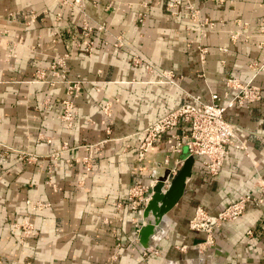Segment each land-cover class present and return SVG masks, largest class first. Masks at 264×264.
<instances>
[{"label":"crops","instance_id":"0c3cea01","mask_svg":"<svg viewBox=\"0 0 264 264\" xmlns=\"http://www.w3.org/2000/svg\"><path fill=\"white\" fill-rule=\"evenodd\" d=\"M167 1L81 0L79 10L61 0H0V264H264V202L246 203L238 217L208 232L188 226L195 205L215 212L256 194L264 180V71L252 75L247 65L264 57V0H189L200 18L213 21L204 35L184 2L169 12ZM82 20L103 24L89 33L90 52L77 43ZM197 44L207 49L202 63ZM133 54L155 69H171L176 84L134 63ZM60 56L65 78L81 79L69 126L59 117L66 82L50 81L48 71ZM37 69L45 70V80L35 79ZM227 76L261 87L259 99L223 112L244 148L228 145L215 173L191 154L184 190L162 221L152 222L154 239L144 247L136 237L144 203L132 208L126 188L146 181L153 165L161 174L164 157L172 163L189 152L184 143L167 148L170 133L179 138L186 126L179 121L137 167L139 130L185 92L205 102L211 92L222 95ZM107 100L109 114L102 109ZM95 141L84 173L80 155ZM20 149L37 160L20 158Z\"/></svg>","mask_w":264,"mask_h":264},{"label":"built area","instance_id":"2783aa9c","mask_svg":"<svg viewBox=\"0 0 264 264\" xmlns=\"http://www.w3.org/2000/svg\"><path fill=\"white\" fill-rule=\"evenodd\" d=\"M63 3L70 4L77 9L81 10V0H61ZM182 4V8L188 13V17L192 22L199 24L200 33L204 35L206 32V26L212 27L213 21L198 15V9L194 7L189 0H169L165 3V7L169 12H176L179 10L178 5ZM142 15L139 14L138 19L141 21ZM264 20V15L262 16ZM93 27L96 29H102V23L89 24L87 21L82 20L79 25V34L81 38L77 42L82 44L83 49L90 52L94 46V42L89 37V33ZM262 43V42H261ZM120 44V41H117ZM263 47H264V43ZM198 59L202 63L204 62V55L206 53V46L197 44ZM131 60L134 63H144L149 69L153 70V67L148 63L141 55L133 54ZM64 56L56 57L48 65V71L51 76L50 81H65V93L66 97L62 99V109L59 114L61 120L64 121L66 126H69L74 118V108L72 98L76 96V92L80 87L81 79L76 77L75 79H66L64 72ZM249 69L252 71V75L258 71H264V57L261 60H250L247 63ZM161 76V80L168 81L176 84L174 80V73L171 69H155ZM45 70L37 69L35 71V79L45 80ZM180 76V75H178ZM226 90L222 95L216 92L210 93V101H202L198 94L185 92V98L174 108L158 116L147 125L142 127L140 132V138L135 149V161L136 166H140V162L143 160L145 152L150 148L152 143L166 131H170L178 125L179 121L186 123L185 128L182 130L181 136L178 138L176 133H170L166 138L168 150H177L179 146L184 143L189 154L200 155L203 157L202 163L208 173H215L219 166L222 164L223 159L227 153V146L234 144L239 148H244L243 140L237 139L235 135V124L226 119L223 112L226 107L232 105H241L246 101H255L261 97V87L254 84L247 79L241 81L236 76H227L225 78ZM228 91H231L228 95ZM221 97L224 98L223 102H220ZM109 102L106 101L103 104V111L109 114ZM176 140H172L173 138ZM100 141L88 142L84 144L87 153L80 157L83 170L87 172L93 162L92 149ZM65 143L62 147H65ZM59 151L53 150L49 154L52 158H56ZM30 159H37V156L32 153H25ZM68 160V159H67ZM182 159H176L172 163H169L167 157L163 158V164L167 171L165 174L164 186L169 182V179L177 172ZM70 163V161H69ZM158 177L156 166L153 165L148 171V178L146 181L135 179L129 183L125 191V199L128 200L132 208H136L138 205L145 203L149 197L152 185L156 182ZM32 207H41L44 203L40 201L31 202L27 200ZM261 203L264 202V180L258 184V192L256 194H243L236 199L226 203L224 206L216 210L215 212H208L201 205L197 204L194 207V211L188 220V226L196 230L210 231L214 226L219 225L224 221H230L238 217L244 210L246 203ZM29 231V228H28Z\"/></svg>","mask_w":264,"mask_h":264},{"label":"water","instance_id":"95a60500","mask_svg":"<svg viewBox=\"0 0 264 264\" xmlns=\"http://www.w3.org/2000/svg\"><path fill=\"white\" fill-rule=\"evenodd\" d=\"M191 161L192 155H186L182 159L177 172L169 179L166 186H164L163 181L167 171L165 167L164 171L158 175L156 182L151 187L149 197L141 209L142 216L151 213L155 216L161 217L162 214L177 200L184 190L185 178L190 174ZM144 231H147V225L141 222L138 227L136 237L142 246L148 247V245L145 244L141 238L144 237L142 235V232Z\"/></svg>","mask_w":264,"mask_h":264},{"label":"bare ground","instance_id":"6f19581e","mask_svg":"<svg viewBox=\"0 0 264 264\" xmlns=\"http://www.w3.org/2000/svg\"><path fill=\"white\" fill-rule=\"evenodd\" d=\"M150 216H152L153 218H154V220H151V218H150ZM142 218L144 219L143 221H144V224L145 225H147V231L145 232H142V235L144 236V237H141L142 239H143V242L145 243V244H147V245H149V244H151L152 242H153V237H148V233L150 232V231H152V222H160V221H162V218L161 217H158V216H155L154 214H151V213H148L147 215H144V216H142Z\"/></svg>","mask_w":264,"mask_h":264},{"label":"rangeland","instance_id":"374dc122","mask_svg":"<svg viewBox=\"0 0 264 264\" xmlns=\"http://www.w3.org/2000/svg\"><path fill=\"white\" fill-rule=\"evenodd\" d=\"M86 143H88V142H86ZM93 150H95V148H93L92 149V157H93V161H94V151ZM53 151V150H52ZM87 153V150L86 151H84L80 156H83V155H85ZM19 155H20V158H22V159H24L25 161H28V160H32V159H30L29 157H28V155L27 154H25L24 153V151H21V149L19 150ZM80 159V158H79ZM35 160H37V159H35ZM80 161V160H79ZM81 162V161H80ZM82 164V163H81ZM83 168V167H82ZM91 168V167H90ZM90 170V169H89ZM88 170V171H89ZM84 171V170H83ZM87 171V172H88ZM84 173H85V171H84ZM23 230V229H22ZM138 230V229H137Z\"/></svg>","mask_w":264,"mask_h":264}]
</instances>
